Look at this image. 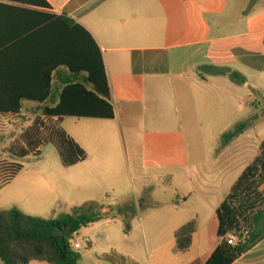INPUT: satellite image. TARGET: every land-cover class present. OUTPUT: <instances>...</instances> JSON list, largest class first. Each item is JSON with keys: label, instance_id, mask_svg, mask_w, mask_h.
I'll use <instances>...</instances> for the list:
<instances>
[{"label": "crops", "instance_id": "obj_1", "mask_svg": "<svg viewBox=\"0 0 264 264\" xmlns=\"http://www.w3.org/2000/svg\"><path fill=\"white\" fill-rule=\"evenodd\" d=\"M46 1L51 7L47 12L70 17L92 35L102 50L116 111L114 120L102 121L116 122L123 133L141 132L148 140L153 123L150 108L158 99L166 106L159 120L169 127L190 125L197 93L212 80H222L206 67L238 72L245 79V85L248 80L239 70L264 72V0ZM0 3L45 12L20 3L2 0ZM24 16L0 15V34L18 33L32 26L34 17ZM58 102L59 94H56L47 106ZM45 106L23 102L20 118L16 120L41 115ZM178 112L182 115L180 119ZM153 137L166 136L159 133ZM171 144L172 141L162 143L163 152L176 147L172 148ZM71 190L74 184L42 166L33 177L16 185L9 203L24 214V211H39L59 217L62 193ZM152 204L158 211L164 205L159 201ZM131 211L129 206L127 212ZM191 221L176 226L167 236L156 237L160 231L155 229L149 235L143 233L142 237L126 234L125 241L131 246L121 257L131 264H206L222 241L218 237L217 210L209 222L197 228L191 248L180 252L176 234ZM234 264H264V240Z\"/></svg>", "mask_w": 264, "mask_h": 264}, {"label": "rangeland", "instance_id": "obj_2", "mask_svg": "<svg viewBox=\"0 0 264 264\" xmlns=\"http://www.w3.org/2000/svg\"><path fill=\"white\" fill-rule=\"evenodd\" d=\"M239 71L246 76L248 85L238 84L228 75L220 76V82L212 80L197 93L199 97L188 126L164 124L158 116L166 106L159 99L152 103L153 123L148 140L141 132L123 133L116 122L64 119L61 128L88 154L84 163L73 168L62 166L58 151L51 144L42 149L40 160L35 156L24 159L11 156V147L21 141L26 131L33 130L37 122L45 123L42 114L18 121L0 119V164L12 162L24 166L16 182L0 192V212L14 209L9 200L18 183L22 185L40 167L46 166L50 173L74 184V190L62 193V215L77 210L99 212L101 206L122 211L116 212L111 222L105 220L82 230L84 242H81L79 264H131L124 258L116 262L107 259L122 258V252L131 246L125 241L126 234L142 237L155 229L160 231L156 237L167 236L173 228L189 220L195 221L200 229L215 216L254 163L264 142V72ZM181 116L178 112L177 117ZM243 123L249 125L244 134L230 144H222V136ZM159 133L166 137H153ZM167 141H172V148L176 147L163 152L162 143ZM260 188L264 196V183ZM155 201L164 204L161 210L154 209ZM129 206L133 210L130 213ZM24 212L26 216L45 220L59 218L53 213Z\"/></svg>", "mask_w": 264, "mask_h": 264}, {"label": "trees", "instance_id": "obj_3", "mask_svg": "<svg viewBox=\"0 0 264 264\" xmlns=\"http://www.w3.org/2000/svg\"><path fill=\"white\" fill-rule=\"evenodd\" d=\"M2 1L45 10L38 12L0 3V15L34 17L29 28L0 34V119L20 118L23 102L46 105L42 114L45 123L37 122L33 130L26 131L21 141L11 147V156L17 159L39 157L42 149L51 144L58 151L64 168L84 163L88 159L87 152L61 125L66 118L115 119L102 50L92 35L70 17L47 12L51 7L46 0ZM206 69L212 70L214 75H228L234 82L246 84L238 72L214 66ZM56 94H59L58 104L47 106ZM248 126L243 123L224 134L222 144L232 143ZM23 170L24 166L18 163H1L0 192ZM260 175L264 176V142L259 156L217 210L218 237L222 241L206 264H234L264 240V196L260 191L264 177L259 180ZM120 212L115 207L101 206L99 212L77 210L56 220H45L26 216L17 209L2 211L1 264H79L82 255L72 247L73 235L111 217L116 218L115 213ZM196 230V222L192 221L177 232L180 252L191 248ZM231 233L238 234L234 246L227 240ZM107 259L111 262L124 260L115 256Z\"/></svg>", "mask_w": 264, "mask_h": 264}, {"label": "built area", "instance_id": "obj_4", "mask_svg": "<svg viewBox=\"0 0 264 264\" xmlns=\"http://www.w3.org/2000/svg\"><path fill=\"white\" fill-rule=\"evenodd\" d=\"M227 240L230 245L234 246L238 241V236H236V233H231L228 235ZM86 241L87 244H90L89 240ZM81 242H84V238L81 237V232L75 233L71 241L72 247L75 251L79 252L80 250H82Z\"/></svg>", "mask_w": 264, "mask_h": 264}]
</instances>
